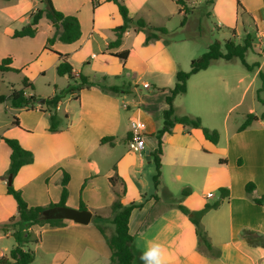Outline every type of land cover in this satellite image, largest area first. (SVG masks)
<instances>
[{"label":"crops","instance_id":"crops-1","mask_svg":"<svg viewBox=\"0 0 264 264\" xmlns=\"http://www.w3.org/2000/svg\"><path fill=\"white\" fill-rule=\"evenodd\" d=\"M25 1L22 0L21 3ZM99 1L101 4L94 9L92 0H52L57 10L66 15L77 16L82 29V36L79 41L73 44L56 41L53 49L69 55L76 78L79 74H83L95 83L120 88V92L111 94L103 92L100 87L96 86L84 89L77 99L74 98L79 102L83 116H87L88 120L90 118L88 115H93L96 124L106 125L108 132L102 135H82L75 130L74 126L69 124L65 130L68 135H32L40 140L42 139L43 146L49 151L53 149L57 152L63 151L61 153L63 156L57 162L55 168L61 166L70 174L69 188H72L74 181V168L75 171H82V176L78 177V188H81L86 180L88 184L82 192L85 194L92 192L97 195L102 192V188L97 185V181L103 173L101 172V162L97 157L89 156V151L92 148L105 147L106 145L115 148L116 137L114 135L119 127L118 117H116L118 101L123 97L122 95L126 96L127 92H130L126 88L122 91L125 86L122 87L120 83L125 75L129 76L126 70L131 57L133 55L138 56L147 65L148 72L154 74L156 82L160 81L158 76L161 74L175 77L176 72L179 69L182 70L177 56L163 42V39L146 45L145 33L136 31L135 28L127 31L119 48L108 50L109 44L116 39L114 29L123 24V18L114 2ZM32 2L36 7L35 10L44 8V4L39 0ZM156 2H158V9ZM124 3L129 9L131 18L134 20L146 19L150 23L168 20L175 13L178 6L173 0H124ZM240 5L254 19L253 25L260 38L256 50H259L258 54L262 56L263 60L254 61L253 64L258 63V66L252 70L246 68L248 75H244L243 71L238 70V67L228 68L221 63L218 65L220 60L215 61L208 69L193 75L187 83V92L191 88L193 89L195 94L193 104L196 107L191 110L192 112L188 116L196 117L194 115H200L198 114V108L208 109L210 113L214 114L221 107L225 96L239 92L236 101L230 107V110L235 109L243 101L246 93L254 86L257 79L260 78V73L264 70V41L262 40L264 37V0H257L256 8L253 11H249L242 4ZM154 9H157L156 12L160 13L159 18L156 20L147 18L145 13L154 12ZM178 13L183 16L186 15L185 12L180 13V8H178ZM31 14L25 13L24 21H26V25L30 22ZM157 24L156 22L155 25ZM237 24L238 22L233 27H236ZM22 28L5 26L0 42L5 50L2 58H12V67L24 71L28 63L27 58L36 53L34 40L37 38L38 33L41 32L42 28L44 29L42 36L43 43H45L49 37L55 34V28L44 17L39 22L35 37L13 38L14 32ZM260 47L262 48L261 51ZM94 49H98V55L93 52ZM44 51L53 54L45 49ZM122 51L129 52L125 61L113 56L114 53ZM79 55L81 56V66L77 69L73 61ZM20 57H22L21 60ZM24 57L26 58L23 59ZM57 62L59 64V61ZM246 63L253 65L247 61ZM241 64L243 65V63ZM89 70L93 71L94 79L88 76ZM229 74L237 79L235 85L228 84L227 77ZM113 78L114 82H112ZM247 79L249 81L245 84L244 81ZM62 80L65 82V88L63 89L56 82L52 97L69 87L70 80L68 77H62ZM173 87L158 84L154 90L167 95L169 93L168 89ZM162 89H166V91L161 92ZM220 93L224 94L222 98L219 97ZM175 101L174 107L176 109ZM62 102L58 107V111ZM18 110L26 111L24 109ZM143 110L139 111L140 117L138 118H141L144 112L150 111L147 107L146 109L144 107ZM38 112L43 113L39 110ZM59 118L62 120L60 115ZM64 120L68 122L69 116L65 115ZM132 121L133 119L126 129L125 140L127 143L131 135ZM144 123L147 127V133L149 126L146 122ZM22 124L23 122L20 120V126ZM253 126L254 124L242 132L235 130L230 135H220L217 145L206 140L200 129H188L180 126L182 128L180 131L173 133V135L164 136L163 141L166 145L162 155L161 182L158 189L153 188L152 192L147 190L146 182L140 177L135 179L136 170L133 171V174L130 169L135 165L134 155L131 157L129 153H125L124 155L120 154L117 158H111L112 166L104 173L103 177L109 182V178L115 175L114 168L116 167L119 177L125 181L127 187V193L122 199V203L125 205L132 201L144 203L142 208L133 211L129 223L130 233L134 237L133 249L136 264H148V262L150 264H264V245L257 240L264 236V217L261 216L264 214V207L253 201V198L264 197V191L261 189V186H264V135H239L255 130ZM262 127L264 128L263 124ZM20 131L24 130L20 129ZM154 131V129H150L148 133L151 134ZM23 136L20 135V137ZM149 136L146 137L149 140L147 148L151 153L157 147V140L154 137L155 141H153V137ZM104 137H114L115 140L113 144H101V139ZM259 144L262 145L260 148L257 146ZM10 154L11 151L8 154V159ZM36 158L34 163L24 166L19 173L28 168V170L33 171L31 168L36 164ZM220 160H225L226 163H221ZM239 160L240 164L238 163ZM67 162L70 164L67 165ZM6 163L10 165V160L6 159ZM166 167L169 168L168 172L165 170ZM184 169L187 170V176L191 179L189 181L196 182L200 186L197 191L191 193L187 191V196L178 199L173 192V184L175 181L182 179ZM52 171L41 175H38L37 172L32 175L31 172L27 181L41 180L42 183V178H47ZM244 172L249 173V176L242 178ZM3 173H0V224L18 214L15 200L7 194L6 176ZM56 173H60V171ZM62 174L63 172L57 174L56 179V185L60 187L55 195V199L58 200L50 202L51 200L48 198L47 202H41L42 206H48L51 203L56 204L60 201L62 187L59 184ZM238 177H240V180H238ZM250 181H254L256 189L251 196H248L245 192V185ZM119 186L120 184L117 183L113 190H118ZM47 187L49 188V186ZM220 188L230 190L228 199H221ZM215 191L218 193L217 195L213 194ZM154 196H157V198ZM195 197L197 198L194 199ZM115 198V195L110 194L107 202V205H109L108 215L101 214V208L97 204L87 206L88 210L92 211L93 215L100 212L99 215L109 219L111 217L110 207ZM211 199L214 200L210 201ZM5 202L6 205L3 204ZM216 202H220V206L205 213L201 217V225L208 233L213 249L218 252L217 256L201 249L195 225L189 220L188 216L177 208V205L182 203L189 210L199 212L206 204ZM28 204L29 206L33 205L30 202ZM111 225L109 222L106 223L107 228ZM111 230L114 232L113 225ZM13 232L14 230L6 233L0 231V259L8 256L16 246V242L11 243V239L14 238ZM30 232L31 243L27 244V249L32 250L35 254V260L32 264H111V251L103 235L93 222L88 225H80L71 221L67 226L60 228L50 227L49 225L43 227L36 225L30 229Z\"/></svg>","mask_w":264,"mask_h":264},{"label":"rangeland","instance_id":"rangeland-1","mask_svg":"<svg viewBox=\"0 0 264 264\" xmlns=\"http://www.w3.org/2000/svg\"><path fill=\"white\" fill-rule=\"evenodd\" d=\"M21 1L22 0H0V39L2 38L1 35L5 26H8L9 28H22L27 24L26 21H24L26 17L25 13L31 14L32 12L36 11V7H34L32 2L34 0H26L24 3H21ZM173 1L176 3L175 0ZM187 1L190 11L187 14V22L184 26L182 25L184 16L178 13V8H180L178 4L177 5L179 7L177 6V11L175 10V13L168 20L156 21L158 23L157 25H155L156 22L150 23L144 19L150 26L163 27L168 30V34L163 36L161 39H163V42L167 44L177 56L183 71H189L190 62L206 53L210 44H212V42L215 40H220L222 42L234 40L236 44H244L248 35H250V37H252L254 40V47L252 48V50H254L247 53L246 61L249 64H253L254 61L263 60L262 56L258 54L259 50H256L258 42L260 43V38L253 25L254 19L251 14L242 8V6L238 8L237 5V2H239L240 4L246 6L249 11H253L256 8L257 0ZM156 3V7L158 9V2ZM157 9H154V12L145 13L147 18L152 20L158 19L160 13L156 12ZM209 13L211 14L210 17L208 16ZM237 22L238 24L236 27H233ZM43 30L44 29L42 28L41 32L38 33L37 38L34 40L36 53L33 56H29L27 58L28 63L26 65V69L21 73L10 72L0 74V96H9L13 90L21 89L24 77L29 78V80L33 82L35 86V92L33 93L39 95L41 99L52 97L54 92V84H57L56 82H58L57 85L62 86L63 89L65 88L66 85H64V80H62V77H60L56 71L58 58L49 52L45 53L43 49L46 44V42L43 43ZM262 40L264 41V37ZM259 49L260 51L262 50L261 47ZM93 52L96 55L99 54L98 49H94ZM4 53V46L0 42V61L4 59L2 58ZM25 58L26 57L23 59ZM80 58V55L76 56L73 61L77 69H79L81 66ZM21 59L22 57H20V60ZM220 63L228 68L238 67V70L243 71L244 75H248L246 67H243L241 64L242 61L240 59H233L231 61L221 59L218 62V65ZM126 72L129 74V76L125 75L121 79L120 84L122 87L125 86L123 87L122 91L127 89L130 92H127L126 96L122 95L123 97L118 101L116 117H118L119 127L114 135L116 137L115 148H110V146L106 145L105 147L99 146L95 149L92 148L89 151V156L97 157L99 162H101V172L103 174L102 176L98 177L99 180L97 181V185L102 188V192L100 195L94 194L92 192H88L86 194L83 193L81 191L82 186L81 188H78L77 186L78 177L82 176V171H75L73 168L74 181L72 183V188H69L70 197L68 198V204H66L67 207L78 209V206L81 202H83L86 206H94L97 204L101 208V214L108 215L109 205H107V202L109 201L110 194L115 195V193L111 183L108 182V180H106V178L103 176L104 173H106L112 166L111 158H117L120 154L124 155L125 153H129L131 157L134 155L135 165L130 169L132 172L136 170V175L133 172L135 179L140 177L144 182H146L147 190H149V192H152L153 188H155L153 182V176L156 172L155 163L152 159L151 161L147 160L146 151H149L147 148L149 140H147L146 137L156 134L157 131L163 128V110L166 108V94L156 92L154 88L158 84L162 86L173 87L176 84V77L161 74L158 76L160 81L156 82L154 79V74L148 72L147 65L136 55L131 57ZM261 73H264V70ZM88 76L94 79V73L92 70H89ZM227 78L229 85L236 84L237 79L235 77H232L229 74ZM261 78L262 77L257 79L254 86L249 89L243 101L235 109L230 110V107L233 102L236 101V96L239 95V92L237 94H228L225 96L224 101L221 103V107H219L214 114L210 113V110L208 109L206 110L204 108H198V114L200 115L194 116L201 118L203 126L212 130H217L220 135H230L235 130H238V128L246 120L248 114L254 113L258 116L264 115V82ZM113 80L114 78L112 79V82H114ZM248 81L249 79L245 80L244 83L247 84ZM144 82L148 83L151 88H144ZM223 96V93L219 94V97L222 98ZM194 97L195 94L192 88L189 92H187V94L178 97L175 101V115L178 117L189 115V113L192 112L191 110L196 107V105L193 104ZM74 98H76V94L73 96L67 95L65 99H63L60 110L57 111L58 115L62 117V120L60 118V132L56 134L50 133L48 131L50 126V113L38 112L39 106L37 109L27 112L12 108L10 101H7L6 103H0V137L18 140L23 148L31 151L34 154V161L37 156L35 162L36 164H34L33 168H31L33 171L28 170L29 168L24 169L22 173H18L15 177H13L12 184L15 189L21 190L24 200L27 203L30 202L33 204L32 206H42L41 202H47L48 198L51 200L50 202L58 200L55 199L57 190L60 188L56 185V179L58 177L57 174L62 173L65 169H62L63 167L61 166L55 168L57 162L63 156L61 155L63 151L57 152V150L54 149L49 151L43 146L42 139L40 140L37 137H33L32 135H68L65 130L69 124L74 126L76 128L75 130H77V132L82 135H102L105 132H108L106 125L96 124L95 120L93 119V115H88L90 118L87 120V116H83L79 102ZM144 107L145 109L146 107L149 108L150 111L144 112L142 117L138 118L140 117L139 111L143 110ZM65 115L69 116L68 122L64 120ZM15 118H19L23 122V124L20 126V129H23L24 131H20L19 128L13 126V121ZM132 119L143 120L148 124L151 130H155L153 133L149 134L148 130L150 129L148 128L147 133H145V148L140 152L130 151L128 143L125 140L126 129L128 128ZM262 124L264 125V119L254 123L253 128L255 130L239 135H264V128L262 127ZM181 129L182 128L179 125H176L173 128L172 134L170 135H173V133H176ZM20 135L24 136L20 137ZM152 137L154 139L155 136ZM153 141H155V139ZM44 143L46 142L44 141ZM165 145L166 143L164 141L162 144V149H164ZM257 146L260 148L262 145L259 144ZM9 153V147L4 142L0 143V173L4 172L3 174H5V176H7V172L9 170V165L6 163V159L9 160ZM66 164L68 165L70 163L67 162ZM165 170L168 172L169 168L166 167ZM29 171L32 172V175L36 174V172L37 174L39 173L38 175L50 173V171L52 172L47 178H42L41 183V180H36L34 182L27 181L31 173ZM57 171H60V173H56ZM242 176V178H245V176H249V173L247 174L244 172ZM7 177H9V175ZM260 177L262 178V175ZM189 180L191 179L187 176V170L184 169L182 179L175 181L173 184V192L176 198L180 199L184 191L191 193L195 190H198L200 185ZM238 180H240V177H238ZM7 182L8 180L6 183ZM87 184L88 182L86 183L85 180L83 185L86 187ZM47 186H49V188ZM261 189L264 191V186H261ZM214 193L216 195L218 194L216 191L213 192V194ZM196 198L197 197L194 199ZM214 199H211L210 201H213ZM3 204L6 205V202ZM259 206L264 207V204ZM95 214L92 221L93 223L96 221ZM261 216L264 217V214ZM112 218L113 216L111 215L109 220ZM111 229L112 225L107 228V232L113 233ZM257 240L262 242L264 245V236ZM15 242V238H12L11 243L14 244Z\"/></svg>","mask_w":264,"mask_h":264},{"label":"trees","instance_id":"trees-1","mask_svg":"<svg viewBox=\"0 0 264 264\" xmlns=\"http://www.w3.org/2000/svg\"><path fill=\"white\" fill-rule=\"evenodd\" d=\"M10 1V0H6ZM44 4V8L37 9L31 16L28 25L24 26L20 30H16L13 34V38H23V37H35L38 31V25L42 18H47L53 28H55V34L49 37L46 41L44 49L52 52L58 58L59 64L56 67L57 74L60 77H68L70 80L69 87L66 90L60 91L53 97L46 98L45 103H41V97L35 92V86L29 78L24 77L22 81V88L19 90H13L9 96H0V103H5L10 101L11 107L15 109H24L26 111H33L39 106V111L50 113V126L48 131L50 133L56 134L60 132V118L57 113L60 103L65 99L67 95H75L78 98L81 91L84 89H90L93 87H100L105 93H118L120 88L118 86H106L101 83H95L91 81L87 76L79 74L76 78L74 75V68L69 60L68 54H62L53 49L56 41H60L64 44H73L81 39L82 29L81 23L77 16L66 15L63 12L57 10L52 2V0H39ZM114 2L118 8L119 12L123 18V24L114 29L116 39L111 42L108 46V50L117 49L121 46L123 42L124 35L131 28H135L136 31H142L145 33V44L148 45L156 40L161 39L163 36L168 34V30L163 27H153L150 26L144 19L134 20L129 15V9L124 3V0H108ZM180 6V13L185 12L187 15L189 13L188 1L187 0H175ZM93 8H97L101 3L99 0H92ZM238 7L241 5L238 2ZM184 16V21L182 25L184 26L187 22V16ZM210 17L211 14L209 13ZM253 38L250 35L245 39L244 44H236L234 40L220 41L215 40L210 44L206 53L197 59H193L190 63V70L183 71L179 69L176 72V84L173 88L168 89L169 93L165 97V102L167 108L163 111V128L152 134L157 140V147L151 151L150 155L153 162L155 163L156 172L153 176V182L155 189H158L161 176H162V155L163 149L162 144L164 143L163 137L170 135L173 132V128L176 125H180L188 129H200L206 140L214 145H217L220 140V133L217 130H212L203 126L202 120L199 117L192 116H181L175 115L174 101L175 99L187 93V83L189 79L196 73L208 69L217 60L231 61L233 59H240L243 65L248 69L252 70L258 66V63L253 65H248L246 63V55L248 52L252 51L253 48ZM128 51H122L114 53L113 56L125 61L128 57ZM21 73V69L12 67V58L7 57L0 61V74L3 73ZM260 77L264 82V73H260ZM166 89H162L161 92H165ZM31 92V94H29ZM264 119V115L258 116L254 113L247 115L246 120L238 128L237 132H242L252 126L254 123ZM13 126L20 127V119L15 118L13 121ZM115 140L114 137H104L101 139V144L110 143L113 144ZM0 141L4 142L10 149L11 154L9 157L10 165L7 172V176L15 177L21 168L24 166L34 163V154L23 148L18 140L0 137ZM221 163H226L225 160H220ZM241 163L240 160L238 162ZM115 175L109 178V182L114 188L117 183L120 184V188L114 189L115 200L112 203L110 210L113 218L111 220L104 218L102 215L95 214V226L103 235L110 251H111V264H136L135 262V252L133 249L134 237L130 233L129 223L130 218L136 209L143 207V202L132 201L125 205L122 203V199L127 193V187L125 181L119 177L116 167L114 168ZM6 176V181L9 177ZM71 176L68 172L63 170L62 179L60 185L62 187V193L60 201L56 204L51 203L48 206H29V204L24 200L21 190L15 189L12 185L9 186L7 182V194L13 197L17 204L18 214L9 218L4 223L0 224L1 232H8L14 230L13 237L16 240V246L10 251L8 256H4L0 259V264H12L17 262L18 264H32L35 260V254L32 250L27 249V244L31 243V232L30 229L33 226H45L50 227H65L71 221L68 220H45L42 218V213L46 209L62 206L65 207L69 198V183ZM85 185L82 186L81 191H83ZM256 189V184L252 181L245 185V192L248 196ZM219 192L221 194V199H228L230 197V190L228 188H220ZM188 192L184 191L182 196H187ZM157 198V196H154ZM254 203L257 205L264 204V197L253 198ZM220 206V202L214 204H206L204 208L199 212H194L189 210L182 203L177 205V208L195 225L196 235L199 240V245L204 251L217 256L218 252L213 249L212 243L208 236V233L203 229L201 225V217L212 209H216ZM80 210H88V207L81 202L79 205ZM109 222L114 226V232L108 233L106 223ZM150 264V262H148Z\"/></svg>","mask_w":264,"mask_h":264},{"label":"water","instance_id":"water-1","mask_svg":"<svg viewBox=\"0 0 264 264\" xmlns=\"http://www.w3.org/2000/svg\"><path fill=\"white\" fill-rule=\"evenodd\" d=\"M46 99H41V103H45ZM147 160L151 161L152 157L150 151H146ZM13 184V176H9L8 185ZM93 213L90 210H80L73 209L70 207L55 206L49 209H46L42 213V218L45 220H68L80 225H88L93 220ZM12 264H18L14 262Z\"/></svg>","mask_w":264,"mask_h":264},{"label":"built area","instance_id":"built-area-1","mask_svg":"<svg viewBox=\"0 0 264 264\" xmlns=\"http://www.w3.org/2000/svg\"><path fill=\"white\" fill-rule=\"evenodd\" d=\"M143 87L149 89L151 86L143 83ZM146 124L142 120H133L131 124V135L128 140V147L132 152H140L145 148Z\"/></svg>","mask_w":264,"mask_h":264}]
</instances>
